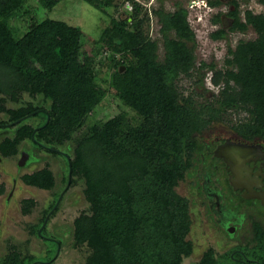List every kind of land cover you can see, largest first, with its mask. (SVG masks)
<instances>
[{
	"label": "trees",
	"instance_id": "16d2710c",
	"mask_svg": "<svg viewBox=\"0 0 264 264\" xmlns=\"http://www.w3.org/2000/svg\"><path fill=\"white\" fill-rule=\"evenodd\" d=\"M59 1L37 0L38 7L31 9L27 0H0V111L8 115L0 122L12 123L0 131V155H17L26 138L72 146L60 158L65 173L59 180L65 192L80 183L86 207L68 221L65 247L80 249L84 264H182L192 250L185 238L190 220L187 199L175 187L196 159L198 134L228 111L242 110L246 115L231 127L246 138L264 137V12L246 8L241 16L238 0H229L227 27L222 23L210 37L227 38L230 31L248 26L255 37L227 46L221 66L196 65L195 32L188 9L178 1L165 9L121 0V5L131 2V9L121 10L115 0H83L116 11L90 51L82 48L86 34L80 26L41 16L40 8L51 9ZM207 1L219 5V0ZM149 13L158 23L159 38L148 33ZM220 15L213 21L224 22ZM101 65L110 68L105 86L98 81ZM204 67L219 88L210 100L198 102L191 92L181 91L177 80L197 70L201 82ZM23 92L31 99L23 100ZM106 92L135 110L139 121L129 123L122 112L89 119ZM7 100L18 105L7 106ZM57 177L45 162L19 179L51 190L58 188ZM5 192L1 181L0 195ZM54 201L28 224L36 238L51 235L40 226ZM35 204L33 197L22 198L21 212L30 213ZM50 241L53 253L45 260L63 242ZM21 244L8 242L0 264H34L38 256L26 246L22 251ZM189 264H218V259L211 249Z\"/></svg>",
	"mask_w": 264,
	"mask_h": 264
},
{
	"label": "rangeland",
	"instance_id": "374dc122",
	"mask_svg": "<svg viewBox=\"0 0 264 264\" xmlns=\"http://www.w3.org/2000/svg\"><path fill=\"white\" fill-rule=\"evenodd\" d=\"M119 4V9H129L130 1H125L122 5L119 3L121 0H115ZM141 4L146 7L157 6L161 4L165 9H173L175 5V1L180 2L188 9V20L194 29L195 37L197 41V45L195 48V62L198 65L201 61L206 63L215 62L217 66H221L222 60L227 52V46L233 47L238 39H247L254 38L256 33L251 26H248L244 31H230L227 35V38H222L218 40H214L210 37V32L217 29L222 23H225V28L228 25V18L224 16V13L232 7L229 3V0H219V5L215 7L210 6L207 0H138ZM129 3V4H128ZM239 3V11L240 15L243 16V10L248 8L253 10L254 12H264V2L261 0H238ZM128 5V6H127ZM27 8H37L38 2L37 0H27L26 4ZM34 10V9H33ZM150 12V11H149ZM221 12V19L224 22H214L213 16ZM41 16H48L52 18H58L64 21H67L70 24L78 25L86 34L84 44L82 48L86 51H90L93 47V39L99 36L101 28H103L109 22L110 14H116V11L112 6L106 8V10L102 11L83 0H60L56 3L51 9H41ZM39 15L38 13H35ZM150 14V13H149ZM149 28L148 33L153 38H159V34L157 31L158 23L156 22L155 17L150 14L149 19ZM17 22V20H15ZM18 23V22H17ZM158 53L159 56L162 54V46L160 40H158ZM99 44V43H98ZM96 44V45H98ZM100 46V44H99ZM101 48L99 47V50ZM101 60H103V56H100ZM98 81L105 86L108 83V77L110 68L107 66L101 65V69H98ZM202 81L198 82L197 78L199 73L197 70L193 71L191 76H180L177 80L178 87H180L181 91L186 94L191 92L192 96L198 102H203L210 100L213 94L218 92V86L213 85L210 80V69L204 67L202 69ZM23 100L31 99L29 95L25 92L22 94ZM16 101H6L7 106H16L18 102ZM115 112H122L124 117L127 119L129 123H137L140 119L139 114L133 110L132 108L124 105L120 100L113 97L109 92H106L103 100L95 107V109L90 113L89 119L92 118H101L105 119L112 115ZM246 113L242 110H231L228 113H225L224 117L219 120H215L211 122V124L204 128L200 134V137L203 138L204 141L215 138V136H222L226 134L227 131L231 128V123L238 122L239 119H242ZM1 116V114H0ZM216 141V140H215ZM23 142V141H22ZM24 142L33 146V141L30 139H25ZM72 145V144H71ZM67 148V143H63L62 145H57V150L60 153H64V151L60 149ZM40 148V147H39ZM72 149V146L69 148ZM65 154H56L57 157L61 159L64 158ZM16 158L17 155H13L10 157H5L0 159V181L5 182L6 192L5 194L0 195V255L3 254L7 249L8 242H12L14 244H21V250L24 251V247L26 246L29 250H31L38 258L36 260V264H48L41 263L45 261L46 255H50L53 253L51 249L53 248V244L49 239L40 238L37 239L35 236L29 233L28 224L35 222L38 217L42 214V209L47 206L53 197L54 192L62 189L63 182L60 179L63 173H65L64 165L62 164L60 159L51 158L50 161H40L37 164V167H41L45 162L49 164L51 169L58 175V188L54 189H40L33 185L24 184L19 176L22 172H26L27 170L16 166ZM40 159L37 156L35 159L32 158L28 160L26 167L29 168V164L31 168L34 166V162H37ZM65 159V158H64ZM196 162H194V167L191 168V174L185 175V177L179 181L176 190L182 195H190L189 184L195 179L193 175L196 174ZM33 168V169H35ZM32 169V170H33ZM69 172V171H68ZM15 177V181H12V178ZM11 188H13L12 192ZM62 191V190H61ZM60 191V193H61ZM10 192V197L7 198L8 193ZM57 194V193H56ZM65 194V199L62 200L61 207L57 211L56 216L58 218L65 219L71 221V219L78 214V212L86 207V202L84 200L82 194V186L80 183L71 185ZM63 194V195H64ZM33 197L36 200V204L32 211L28 214H23L21 212V200L22 198ZM56 197L54 195L53 199ZM57 198V197H56ZM54 220V219H52ZM50 225V224H49ZM51 229V228H50ZM49 229V230H50ZM49 230H46L45 233L51 234ZM194 230V227H193ZM199 233H194V235L188 234V237H191L196 241L197 245L196 250H200V241L202 242L203 237ZM195 237V238H194ZM29 239V243H25V239ZM206 239L209 240V237ZM211 241V240H209ZM203 244V243H202ZM25 247V248H26ZM43 248V249H42ZM39 251V252H38ZM58 248L54 251V255H56ZM38 252V253H37ZM53 255V256H54ZM55 257V256H54ZM195 257V256H194ZM224 257V256H223ZM220 258V257H219ZM193 254L189 257L184 258L182 264H188L191 260H193ZM83 252L80 249L74 247H67L66 249L61 250L59 255L56 258L54 264H84L83 263ZM219 263V261H218ZM223 263V261H220ZM49 264H53L52 262Z\"/></svg>",
	"mask_w": 264,
	"mask_h": 264
},
{
	"label": "flooded vegetation",
	"instance_id": "af4514ba",
	"mask_svg": "<svg viewBox=\"0 0 264 264\" xmlns=\"http://www.w3.org/2000/svg\"><path fill=\"white\" fill-rule=\"evenodd\" d=\"M0 114V119L8 118L4 111H0ZM11 125L9 121L0 122V131ZM201 132L197 136L201 147L194 159L196 174L193 175L195 179L189 184L190 195L181 194L187 199L190 220L185 238L192 244L189 256L193 254L194 259L189 263L196 262L206 251L212 249V253L219 261L218 264H264V137L246 138L231 127L226 134L204 141L200 137ZM24 140L18 144L16 166L17 169L19 167L18 170L23 168L27 170L26 172H30L42 160L50 161L51 158L58 160L60 157L56 154L66 155V151H69L65 147V150L60 149L64 153H60L57 145H44L42 140L35 139L32 140L34 145L29 146ZM37 146L40 148L37 149ZM37 156L40 159L34 162L33 168L30 169V164L29 168L26 167L28 160ZM3 158L5 157L0 155V159ZM192 166L185 175L191 174V168L194 167ZM15 179L13 177L12 181ZM12 190L13 188L10 192ZM10 192L7 198L10 197ZM64 192V188L57 192V198L55 197L52 207L46 214L47 217L40 226V228L46 226V230L51 228V231L49 230L51 235H42L43 237L52 241L58 239L63 241L54 256H58L61 250L72 247H65L70 237L68 220H61L56 216L61 207L58 204L66 197ZM62 197L64 199H61ZM194 233H199L203 237L202 242H198L201 244V251L196 250L197 242L188 237V234L192 236ZM54 256L50 258L51 261L49 259L41 263L54 264L56 261ZM53 258L55 261H52Z\"/></svg>",
	"mask_w": 264,
	"mask_h": 264
},
{
	"label": "water",
	"instance_id": "95a60500",
	"mask_svg": "<svg viewBox=\"0 0 264 264\" xmlns=\"http://www.w3.org/2000/svg\"><path fill=\"white\" fill-rule=\"evenodd\" d=\"M68 166H69V169H68L69 172H68V173H70V170H71V169H70V160H69V158H68ZM46 217H47V216H46Z\"/></svg>",
	"mask_w": 264,
	"mask_h": 264
},
{
	"label": "built area",
	"instance_id": "2783aa9c",
	"mask_svg": "<svg viewBox=\"0 0 264 264\" xmlns=\"http://www.w3.org/2000/svg\"><path fill=\"white\" fill-rule=\"evenodd\" d=\"M129 4V3H128ZM128 6V5H127ZM129 9H131V5L129 4Z\"/></svg>",
	"mask_w": 264,
	"mask_h": 264
}]
</instances>
